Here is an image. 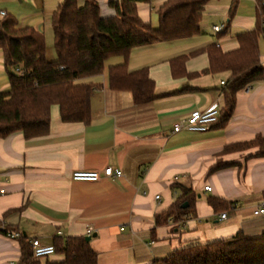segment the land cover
Returning <instances> with one entry per match:
<instances>
[{
	"label": "crops",
	"instance_id": "crops-1",
	"mask_svg": "<svg viewBox=\"0 0 264 264\" xmlns=\"http://www.w3.org/2000/svg\"><path fill=\"white\" fill-rule=\"evenodd\" d=\"M63 1L0 0L5 7L0 13L16 16L20 26L35 28L45 39L49 36L54 48L52 19ZM115 1L97 0L103 18L115 15L110 7ZM166 1L139 3L143 22L157 27V11ZM78 2L83 6L86 0ZM234 15L225 13L209 35L201 24V32L192 38L131 52L129 72L147 69L155 84L157 97L152 102L137 105L131 94L109 87L108 69L123 62L114 58L106 63L103 75L89 79L97 88L89 123H63L59 107L53 106L49 135L30 141L22 134L0 139V264H20L21 258L20 240L1 231L19 234L29 243L38 240L46 247L57 240L88 237L92 229L90 246L98 264H152L190 244L241 233L253 238L264 234V216L253 215L264 201V158L251 157L258 149L225 152L264 137V78L237 96L225 129L173 133L175 124L194 111H205L216 101L223 106L221 83L230 73H204L209 68L205 51L213 44L224 53L235 51L237 36L255 29L257 18L253 23H236L243 30L233 35ZM222 24L225 33L216 34L213 27ZM260 51H264L263 37ZM184 56L189 57L187 75L175 78L171 61ZM54 57L47 58L54 61L56 53ZM261 64L264 67L262 57ZM1 89L7 91L8 82ZM108 167L120 169L124 176L97 183L72 178L76 171L102 172ZM178 185L190 187L198 200L192 215L176 221L165 213L182 195V190L173 188ZM210 196L235 204L226 220L221 219L226 212H215L208 204ZM160 215L162 223L157 224ZM61 261L63 257L54 255L41 263Z\"/></svg>",
	"mask_w": 264,
	"mask_h": 264
},
{
	"label": "trees",
	"instance_id": "trees-1",
	"mask_svg": "<svg viewBox=\"0 0 264 264\" xmlns=\"http://www.w3.org/2000/svg\"><path fill=\"white\" fill-rule=\"evenodd\" d=\"M213 0H167L157 11V27L144 23L139 16V3L150 0H117L110 4L115 15L101 16L97 0H64L52 19L56 59L47 58L44 34L33 27H22L16 16L0 17V53L8 77L9 89L0 92V139L22 134L30 141L49 135L51 109L58 106L60 118L67 124H87L91 120V97L96 85L89 79L104 74L106 63L114 58L123 62L108 69V85L118 92L132 95L135 104H148L156 99V87L148 70L129 72L131 52L135 48L161 42L188 39L201 32L203 13ZM257 2V24L254 30L237 36L239 48L224 53L217 44L206 49L208 74L230 73L224 87V104L218 121L211 129H225L234 115L237 96L264 78L260 39L264 34V0ZM236 9H233L235 13ZM234 13L231 15L233 16ZM188 56L171 61L173 77L186 76ZM17 71H20L18 73ZM258 149L251 157L264 158V137L233 145L225 152ZM222 165L214 170H219ZM182 195L165 216L176 221L192 215L198 195L190 187L175 186ZM208 204L215 212L225 214L235 204L210 196ZM188 207L183 209V206ZM162 215L157 217L161 224ZM7 235V232L1 231ZM86 237L56 241L55 255L61 262L47 264H98V255ZM20 264H42L34 257L27 239L20 240ZM152 264H264V234L247 237L242 233L208 244H190Z\"/></svg>",
	"mask_w": 264,
	"mask_h": 264
},
{
	"label": "built area",
	"instance_id": "built-area-1",
	"mask_svg": "<svg viewBox=\"0 0 264 264\" xmlns=\"http://www.w3.org/2000/svg\"><path fill=\"white\" fill-rule=\"evenodd\" d=\"M7 13L1 12L0 17L3 18ZM213 30L216 34L225 33V25H218L213 27ZM264 41V34L262 35ZM20 73V71H17ZM223 87L226 86L225 82H222ZM222 104L220 101L214 102L207 110L205 111H194L187 119L179 121L175 124L173 128V133L178 134L183 131L193 132V133H205L211 130V127L218 121ZM123 172L120 169H113L111 167L106 168L102 172L97 171H76L73 173V180L76 182H86V183H97L103 179H120L122 178ZM205 191L211 192L210 187H205ZM160 197H156L159 199ZM255 217L264 216V201L255 209L253 212ZM222 220L227 219V214L221 215ZM93 233L92 229L87 231L88 237H91ZM7 237L13 240H21L22 236L19 234H7ZM30 245L33 250L35 259L43 260L48 257L54 256L56 251L54 246H42L38 240H32Z\"/></svg>",
	"mask_w": 264,
	"mask_h": 264
},
{
	"label": "rangeland",
	"instance_id": "rangeland-1",
	"mask_svg": "<svg viewBox=\"0 0 264 264\" xmlns=\"http://www.w3.org/2000/svg\"><path fill=\"white\" fill-rule=\"evenodd\" d=\"M256 7V0H213L206 6L203 13L202 29L208 35L211 34L212 26L214 24H220L227 16L224 17L225 13L231 16L234 13L233 9H236L232 24L233 35H235L243 30V26L237 27L236 23L244 25L246 23H253L254 20L256 22ZM0 10H5L4 4L2 3H0ZM213 39L216 40V38ZM46 40L48 46L47 57L49 59L55 58L53 41L49 36ZM261 57L264 59V51H261ZM6 82H8V77L5 72L3 57L0 55V91L3 90L1 88Z\"/></svg>",
	"mask_w": 264,
	"mask_h": 264
},
{
	"label": "water",
	"instance_id": "water-1",
	"mask_svg": "<svg viewBox=\"0 0 264 264\" xmlns=\"http://www.w3.org/2000/svg\"><path fill=\"white\" fill-rule=\"evenodd\" d=\"M187 207H188V204H185V205L183 206V209H185V208H187ZM92 239H93L92 237H86L85 240H86L88 243H90Z\"/></svg>",
	"mask_w": 264,
	"mask_h": 264
}]
</instances>
